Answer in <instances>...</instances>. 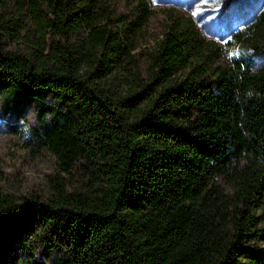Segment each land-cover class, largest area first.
<instances>
[{"label":"trees","instance_id":"trees-1","mask_svg":"<svg viewBox=\"0 0 264 264\" xmlns=\"http://www.w3.org/2000/svg\"><path fill=\"white\" fill-rule=\"evenodd\" d=\"M150 13L0 0L2 106L40 101L23 144L54 167L46 193L0 197V264H264V8L239 55L185 18L141 65Z\"/></svg>","mask_w":264,"mask_h":264},{"label":"rangeland","instance_id":"rangeland-1","mask_svg":"<svg viewBox=\"0 0 264 264\" xmlns=\"http://www.w3.org/2000/svg\"><path fill=\"white\" fill-rule=\"evenodd\" d=\"M117 12L127 13L137 0H107ZM151 13L138 42L136 55L144 64L145 53L172 21L188 18L199 35L212 39L221 49L220 60L241 53V45L229 43L232 33L247 26L264 8V0H144ZM253 54L255 63L264 60V37ZM40 101L25 98L19 108H4L0 96V197L15 201L32 192L46 193L48 175L54 172L47 154L33 155L23 144L22 128L37 126L36 108ZM262 245V241L258 242Z\"/></svg>","mask_w":264,"mask_h":264}]
</instances>
